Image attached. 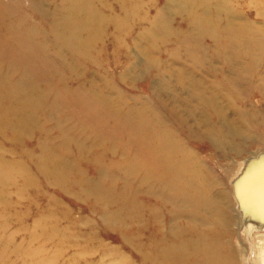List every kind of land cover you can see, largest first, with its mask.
Returning a JSON list of instances; mask_svg holds the SVG:
<instances>
[{"label":"rangeland","instance_id":"1","mask_svg":"<svg viewBox=\"0 0 264 264\" xmlns=\"http://www.w3.org/2000/svg\"><path fill=\"white\" fill-rule=\"evenodd\" d=\"M33 1L0 0L3 12L6 5L16 11L21 39L26 41L31 24L36 35L53 30L65 44L76 34L71 28L83 27L73 24L74 11L63 0H36V8ZM85 17L90 21L84 30L96 37L89 54L60 46L45 50L49 41L38 36L44 40V56L25 52L27 57L12 61V53L0 55V88L6 74L14 77L13 89L6 92H13L15 107L23 100L18 109L23 119L31 121L44 110L52 119L43 130L21 124L23 144L15 152L0 149V164L5 155L21 159L26 170L19 172L16 165L2 169L0 264H141L145 250L140 248L150 246L151 232L158 238L160 231L145 222L144 210L152 206L144 202L161 193L134 195L147 187L138 188L130 176L118 177L122 165L116 168L125 160L121 123L139 110L150 126L175 133L200 169L201 182L210 186L214 202L211 210L203 208L208 201L198 208V228L219 233V243L235 254L237 264H264V205L251 194L264 196V180L258 183L264 175V0H93L83 4L80 20ZM3 22L9 24L10 18L0 15L2 27ZM207 22L215 23L217 36L207 32ZM4 34L11 37L14 27L0 30V39ZM57 116L60 126L54 123ZM76 143L83 145L84 158L73 157ZM28 173L35 184H26ZM71 173L81 180L85 173L87 186L97 190L112 185L131 195L125 204L148 227L133 240L140 247L124 242L119 229L110 231L112 219L103 221L113 207L100 203L91 209L71 195L67 188L74 177L68 185L52 187L59 175L66 180ZM189 179L186 173L170 190L175 203L184 197ZM97 194L89 195L90 202ZM252 202L261 204L258 214H249ZM157 264L167 262L158 258Z\"/></svg>","mask_w":264,"mask_h":264},{"label":"bare ground","instance_id":"2","mask_svg":"<svg viewBox=\"0 0 264 264\" xmlns=\"http://www.w3.org/2000/svg\"><path fill=\"white\" fill-rule=\"evenodd\" d=\"M63 2L67 8L70 7L74 11L73 17L75 18V21L73 24L82 23L83 27L88 25L90 18L85 17V20L81 21L80 16L83 4L88 6L91 2H93V0H63ZM32 6L35 8L37 7L36 0L33 1ZM15 12L16 11L14 9L11 11L9 5H6L5 12L0 9L1 16H4L6 19L10 18L9 24L3 22V27L0 25L2 34L13 27L15 32V34L11 35V37L4 34L3 38L0 39V55H3L4 53L5 55L12 53V61L21 60L27 57L25 52H27L29 56L37 58L44 56V40H36L38 36L45 37L49 41L46 43L45 48V50L49 51H51L52 46H60L68 50H82L84 54H89L90 51L96 47L93 43L96 37H88L87 32L83 27L71 28V30L74 29L76 31V34L69 38L65 44H60L57 41L58 35L55 31L49 30L48 35L45 33L36 35L37 31H32L30 24L29 30L26 32L27 39L25 41L24 39H21L20 33L17 32L20 25L19 21L14 18ZM197 23L202 22L197 18ZM206 24L207 25L205 27L206 30H208L207 32H211L214 36H217L213 28L215 23L211 24L207 22ZM15 37L17 39H15ZM58 58L61 59L60 56H58ZM59 62L62 63L64 61L59 60ZM64 74L65 73L63 72V76ZM10 76L11 75L9 74L5 75L4 85L0 88V105L3 104V106H0V149L2 148L5 150V148L9 147V152H15V150L24 142L21 132V124L26 125L28 129H32L34 126L36 127L38 125L39 128L41 127L40 129L43 130L45 129L44 126L51 122L52 119L50 118L51 114H48L47 110H44V114L39 115L38 118H33L31 121H25L23 119L18 112V109L21 111L24 107L23 100H19L18 107H15V102H11L12 100L10 101V99L14 96L13 92H6V90L8 91L13 89V82L15 79L13 80L14 77L12 80L8 79ZM17 83L18 81L16 80V85ZM24 93L28 94L30 92L24 91ZM38 107H40V105H38ZM139 111H141L139 113H143V110ZM139 113L135 117L128 118L121 123L123 125L122 129L125 130L122 131L120 135L121 143L124 146L123 153L125 154V160L123 163H115L117 165L116 168L122 165V169L117 173L118 177L121 175L126 177L130 176L133 180L138 182V188L144 186L147 187L145 191L135 190L134 195H148L149 193L155 195L157 189H159V193H161L159 198L149 195L148 201L144 202L145 204L149 203L152 206L151 209L144 210L148 214L145 222L157 224L160 227V231L158 238H156V231L151 232L152 238H150V246L145 249L140 248V250H145L144 254L141 256V264H157L158 258H162V260L166 261L167 264H237L235 254L230 255V253L226 251L225 245L222 243L221 246L219 243L217 239L219 233L198 228V220L200 219L197 216L198 208L201 206L203 207L205 205L204 202L208 201L207 207L204 206L203 208L204 210H211V204L214 201L210 198V186L208 187L205 182H201L200 180V169L198 170L197 168L196 170L192 164L191 159L194 161L193 156L190 152H186L182 149L181 140L177 138L175 133H173L170 129L163 126H150L147 119L139 117ZM54 121L55 126H60L61 117L57 116ZM64 131L67 133L69 128L64 129ZM215 136L216 133L212 131V137L214 139ZM111 137L112 135H109L107 138ZM96 142L102 141L99 137H97ZM38 146H40V143H38ZM82 146L83 145L79 143L72 146L76 149V152L73 155L74 158H84ZM115 163H113V165H115ZM189 164L190 167H187ZM13 165H16L19 168V172L22 171V173H26L25 165L21 159L7 160L4 155L2 163L0 164V177L5 176L2 170L3 168L7 170L10 169L8 167ZM38 166H41V164L39 163ZM53 172H55V170H53ZM186 173L190 178V181L186 182L188 185H185L188 186V190L182 200L179 203H175L173 198L170 196V190L175 188L174 186L176 185V182L183 178ZM28 174L26 184H35V179L30 173ZM33 174L35 173L33 172ZM70 176V178L65 180L61 179L64 178L65 175H59L57 179L54 180L55 183L52 187L56 186L57 183L62 186L64 184L68 185V180H71L72 177H74V181H72L67 188L69 192L71 191V195L73 194L76 198H80V200L82 199V203L86 204L87 207L91 209H96L100 203H103V207L107 209H109V207H113V210L107 211V216L103 218V221L112 219L113 221L107 224L110 226V231L119 229L124 242L130 243L132 247H140L141 245L133 240H135V238L139 239L144 231L147 233L148 227L146 226V228H144V217L140 216V214H135V210L125 204V199L130 198L131 195H129L128 192L125 194L123 192V187H121V189L117 192L115 191L116 187L112 185L106 186V188L101 190H97L90 185L87 186L85 173L82 180L79 179V175L71 173ZM262 179L264 180V175L259 178V184L262 182ZM151 183L152 185H150ZM235 184L237 185L238 183L236 182ZM74 187L76 191H72ZM238 187L240 188V185ZM242 190L244 192L246 191L244 187ZM93 193H98L94 203L90 202L89 199V195ZM46 194L48 193L46 192ZM240 194L242 193L240 192ZM251 194L255 195L264 205V196H260L259 191ZM120 198H124V200L120 206H117V200ZM150 198L152 199L150 200ZM159 202H165V206H159ZM167 204H171L172 207H167ZM251 205L252 207L250 211L248 209V212L251 215H254L255 212L258 214L262 210L259 208L261 204H258L257 202H252ZM177 208H180V210H190L183 213L178 211ZM216 212H220L218 206L216 207ZM172 214L173 216H171ZM100 215L102 214L100 213ZM184 215L187 217H184ZM161 217H163V222L161 221L162 223H159V219ZM217 218L219 217L217 216ZM185 219L189 222H184L183 220ZM165 222L168 224V231L164 234L165 236H163L160 234L162 233L164 227H166ZM132 224L134 225L131 228ZM196 226L197 230L195 228ZM134 227L135 231L133 230ZM206 231H208V235L205 233ZM164 237L167 238L165 242Z\"/></svg>","mask_w":264,"mask_h":264},{"label":"water","instance_id":"3","mask_svg":"<svg viewBox=\"0 0 264 264\" xmlns=\"http://www.w3.org/2000/svg\"><path fill=\"white\" fill-rule=\"evenodd\" d=\"M261 227H264V225H261Z\"/></svg>","mask_w":264,"mask_h":264}]
</instances>
